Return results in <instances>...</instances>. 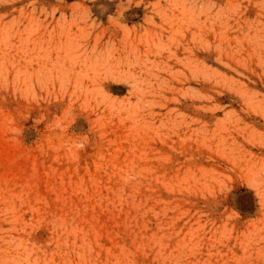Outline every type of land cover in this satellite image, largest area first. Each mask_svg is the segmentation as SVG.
Here are the masks:
<instances>
[{
    "label": "rangeland",
    "instance_id": "rangeland-1",
    "mask_svg": "<svg viewBox=\"0 0 264 264\" xmlns=\"http://www.w3.org/2000/svg\"><path fill=\"white\" fill-rule=\"evenodd\" d=\"M0 264H264V0H0Z\"/></svg>",
    "mask_w": 264,
    "mask_h": 264
},
{
    "label": "trees",
    "instance_id": "trees-1",
    "mask_svg": "<svg viewBox=\"0 0 264 264\" xmlns=\"http://www.w3.org/2000/svg\"><path fill=\"white\" fill-rule=\"evenodd\" d=\"M244 212H247L246 210H243Z\"/></svg>",
    "mask_w": 264,
    "mask_h": 264
}]
</instances>
